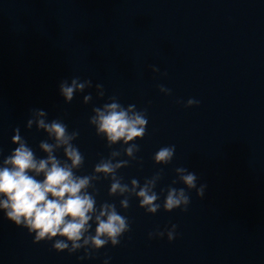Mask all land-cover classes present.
I'll use <instances>...</instances> for the list:
<instances>
[{"label": "clouds", "instance_id": "9594fccd", "mask_svg": "<svg viewBox=\"0 0 264 264\" xmlns=\"http://www.w3.org/2000/svg\"><path fill=\"white\" fill-rule=\"evenodd\" d=\"M150 67L154 73L160 71L155 65ZM92 87V80L81 81L75 77L70 83L62 80L59 92L64 102L70 103L76 93H83ZM95 89L97 97L103 98L104 86L97 83ZM160 92L170 95L171 89L161 85ZM92 99L91 93L84 95L83 103L88 104ZM109 100L100 107L92 108L89 124L95 128L97 136L106 140L109 149L117 144L120 149H113L107 157H101L89 175H77L85 163L84 154L73 143L79 131H69L63 120L49 121L45 110H31L27 128L31 130L35 125L37 131L42 130L48 137L39 143V149L46 154L42 158L37 157L28 146L19 127L14 129L11 143L17 147L0 164V210L8 221L34 234L33 243L53 241L52 248L58 253L67 251L72 254L83 249L84 256L80 259L91 257L109 243L113 247L119 245L121 237L130 231L129 220L120 214L115 203L104 201L97 204L99 190L96 184L101 179L110 181L108 195L122 197L119 203L125 210L130 207V198L135 197L139 201L138 206L146 213L156 214L161 208L158 202L160 196L166 193L164 211L180 209L186 212L190 204L188 192L195 190L197 197H204L207 185L202 183L197 186V174L186 167H177L176 179L172 181L173 185L182 183L185 187L181 188L169 185L161 188L160 193L155 191L163 178V168L145 178L143 184L135 178L130 183L123 182V176L118 175L120 169L128 167L132 161L142 165V160H138L136 155L140 151L136 141L146 135L147 109L137 110L134 104L125 107L115 96L109 97ZM199 103L190 98L184 106L187 108ZM61 149L64 159L56 155ZM175 152V145L159 148L153 156L154 163L170 164ZM122 156L127 159H120ZM176 228L177 225L173 224L170 229L150 232L149 239L166 235L167 240L172 242L177 235ZM104 264H108L107 259Z\"/></svg>", "mask_w": 264, "mask_h": 264}]
</instances>
